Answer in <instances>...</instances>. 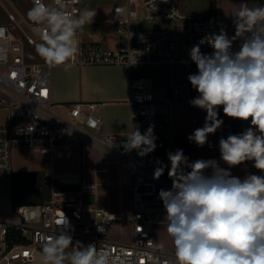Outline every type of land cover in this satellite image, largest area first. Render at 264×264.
<instances>
[{"label":"built area","instance_id":"obj_1","mask_svg":"<svg viewBox=\"0 0 264 264\" xmlns=\"http://www.w3.org/2000/svg\"><path fill=\"white\" fill-rule=\"evenodd\" d=\"M28 1L32 7V0ZM81 1L68 3L67 11L78 15ZM179 1L117 0L109 22L115 24L120 41L105 45L101 40L83 41L78 35L80 51L71 62L130 66L134 63L181 62L192 66L191 47L206 35L218 34L219 20L216 16H191ZM44 2L48 4L52 0ZM16 9L21 14L20 19L7 10L12 21L10 27H19L26 42L36 43L40 39L33 31L34 25L28 20L27 13L23 16ZM142 23H158L160 26L147 29L141 27ZM200 47L205 54L213 51L207 44ZM50 71L51 67L45 62L26 60L21 36H0V108L8 112V122L0 123V169H12L13 147L37 145L48 156L46 174L40 177V181L50 191L49 198L44 201L16 204L14 211L20 219L0 217V264H37L44 238L60 230L56 222L64 215L74 228L70 233L74 243L78 240L85 245L95 243L98 249H109L117 264H172L174 249L156 245L154 227L159 221L156 215L149 213L153 209L166 213L159 191L170 190L172 180L163 175L154 179V171L136 155L135 150L125 153L122 147H107L112 138L120 145L126 136L100 130L103 121L97 113V102L77 100L62 104L55 101ZM191 91L188 80L172 78L168 98L163 102L169 106L173 101L189 100ZM127 102L133 125L146 126V130L154 125L158 100L147 78H131ZM240 133L231 122L224 121L219 140ZM78 138L88 139L114 152L116 161L131 173L129 207L113 210L85 201V186L82 189L68 186L78 174H54L53 160L63 157L71 148V139ZM196 159H215L226 168L220 160V152L217 156Z\"/></svg>","mask_w":264,"mask_h":264},{"label":"clouds","instance_id":"obj_2","mask_svg":"<svg viewBox=\"0 0 264 264\" xmlns=\"http://www.w3.org/2000/svg\"><path fill=\"white\" fill-rule=\"evenodd\" d=\"M32 2L27 17L41 41L35 45L36 53L49 67L67 70L80 51L78 32L93 22L96 11L85 8L78 15L69 13L68 3L79 0ZM231 16L233 36L221 27L218 34L202 37L190 49L197 72L187 79L198 96L189 103L206 111V117L188 140L203 147L224 123L219 118L221 107L225 116L250 120V126L220 138V160L227 168L215 159L189 161L182 149L167 154L172 188L161 189L159 198L176 264H264V6L244 3ZM3 32L0 28V36ZM237 40L240 44L234 51ZM203 44L213 51L203 53ZM157 139L150 125L143 133L134 129L120 145L112 138L107 147H122L125 153L136 150L145 157L155 151ZM249 161L261 175L243 179L232 175L231 168ZM156 163L153 178L159 179L167 166L158 159ZM56 223L60 230L44 238L37 264H117L109 249L74 243L70 234L74 228L65 215Z\"/></svg>","mask_w":264,"mask_h":264},{"label":"crops","instance_id":"obj_3","mask_svg":"<svg viewBox=\"0 0 264 264\" xmlns=\"http://www.w3.org/2000/svg\"><path fill=\"white\" fill-rule=\"evenodd\" d=\"M249 7L264 6V0H211V15L219 20V31L224 27L231 37L235 34L233 17L241 4ZM117 33V34H116ZM113 36H107L106 41L117 44L120 34L116 31ZM106 38V37H105ZM86 41H91L85 39ZM84 41V40H83ZM240 40L234 42L233 50H237ZM45 62V61H40ZM67 70L63 66L51 67L50 82L52 97L55 101L65 104L71 101H95L97 113L102 118L100 130L127 136L131 130L139 128L146 131V126L132 124L130 108L127 99L130 94V80L132 77L143 76L148 79L150 88L158 100L157 115L154 122V135L157 148L145 157H140L153 171L157 159L163 162L165 168L163 176H168L171 167L167 154L182 149L189 161L196 158L219 155V133L208 136V142L199 147L188 140V136L195 129L204 125L206 111L193 107L189 101L198 96L191 86V98L185 101H173L166 105L163 100L168 98L170 80H188L189 74L197 72L196 65L188 66L181 62L170 63H134L126 64H77ZM219 118L228 121L241 131L242 120L229 118L224 115L222 107ZM242 132V131H241ZM71 148L63 157L53 160L56 176H74V181L68 186L75 189L87 188V193L95 195V203L107 206L113 210L129 207L131 202V173L114 158L115 153L83 138L71 139ZM20 145L16 146L18 149ZM35 153L24 164L14 161L12 169H0V199L7 200L13 195V176L17 172H29L38 177L46 174L43 154L37 147ZM136 155L137 151L135 150ZM16 160V159H15ZM18 163V164H15ZM253 162L230 169L233 176L243 179L248 174L261 175L255 169ZM101 167V169H98ZM227 168V165L225 164ZM49 190V189H48ZM86 193V194H87ZM50 196V191H49ZM49 198V197H48ZM46 200V199H45ZM4 210L0 208V217H4Z\"/></svg>","mask_w":264,"mask_h":264},{"label":"rangeland","instance_id":"obj_4","mask_svg":"<svg viewBox=\"0 0 264 264\" xmlns=\"http://www.w3.org/2000/svg\"><path fill=\"white\" fill-rule=\"evenodd\" d=\"M117 0H82L80 3V11L85 8L96 11V15L91 24H86L83 27L82 32H78L81 39L86 41L89 40H101L105 45H111L106 41L107 36H113L116 33V26L113 23L109 22V19L112 17V7ZM180 6L185 9L191 16L194 17H204L211 15L212 4L211 0H180ZM16 7L20 10L23 16H26V13L31 7V4L28 0H0V28L4 29L2 36L8 35H18L21 36L24 40V50L25 58L27 61L36 62L44 61L35 51L36 43L41 42L40 40L34 44L26 42L22 31L19 27L12 28L9 24L12 21L9 19L8 11L10 10L15 13L18 19L21 18V14L18 12ZM22 25L26 28V24L22 21ZM160 26L158 23H142L141 27L143 28H156ZM117 34V33H116ZM106 37V38H105ZM88 41V40H87ZM8 112L4 108H0V123L8 122ZM18 146V145H17ZM39 147L37 145H28L20 144L18 149L15 147L12 148V162H20L24 164L25 161L30 159V157L35 153L34 148ZM67 154V151L66 153ZM16 159V160H15ZM18 164V163H15ZM18 176L13 182V195L7 200L0 199V208L4 210V217L20 219V216L14 211V206L16 203H30V202H40L41 198L44 195H49V190L47 187L38 186L36 175L31 174V171L24 172L20 171L15 173ZM40 184V183H39ZM44 201V200H43ZM149 213L157 216L158 223L154 227L155 241L156 245L165 248V249H174L171 237L168 235L166 230L167 218L166 213H163L160 209L150 210ZM2 244L0 243V255H1ZM172 264H176V261Z\"/></svg>","mask_w":264,"mask_h":264},{"label":"water","instance_id":"obj_5","mask_svg":"<svg viewBox=\"0 0 264 264\" xmlns=\"http://www.w3.org/2000/svg\"><path fill=\"white\" fill-rule=\"evenodd\" d=\"M249 126H250V120L249 121H242L241 131L243 132ZM84 200L89 201V202H94L95 201V195L92 193H87L84 195Z\"/></svg>","mask_w":264,"mask_h":264},{"label":"trees","instance_id":"obj_6","mask_svg":"<svg viewBox=\"0 0 264 264\" xmlns=\"http://www.w3.org/2000/svg\"><path fill=\"white\" fill-rule=\"evenodd\" d=\"M17 176H18L17 174H15V175L13 176V182H15V179H16ZM36 178H37V182H35V184L37 183L38 186H44L43 183L40 181V177L36 176ZM38 180H39V181H38ZM39 183H40V184H39ZM47 189H48V188H47ZM48 197H49V195H44V196L41 198V200L43 201V200L47 199ZM16 204H18V203H16ZM16 204H15V205H16Z\"/></svg>","mask_w":264,"mask_h":264}]
</instances>
